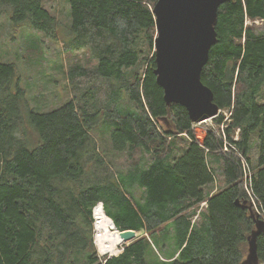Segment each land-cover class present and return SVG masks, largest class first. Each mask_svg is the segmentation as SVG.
Returning <instances> with one entry per match:
<instances>
[{"label":"trees","instance_id":"16d2710c","mask_svg":"<svg viewBox=\"0 0 264 264\" xmlns=\"http://www.w3.org/2000/svg\"><path fill=\"white\" fill-rule=\"evenodd\" d=\"M43 2L0 0V18L9 13L16 27L56 39L60 22ZM157 2L69 0L75 47L90 45L92 77L109 85L101 107L91 87L90 104L73 98L48 113L33 110L17 88L18 67L0 58V264L246 260L256 225L242 206L253 199V213L264 217V23L246 19L264 22V0H230L218 11V43L201 78L222 113L202 141L187 109L168 107L157 84ZM77 72L72 80L88 76ZM102 118L109 127L98 140ZM113 152L127 154L126 167L113 169ZM217 175L223 186L215 191ZM94 223L102 255L116 228L143 234L119 256L100 257ZM258 257L264 264V234Z\"/></svg>","mask_w":264,"mask_h":264},{"label":"rangeland","instance_id":"374dc122","mask_svg":"<svg viewBox=\"0 0 264 264\" xmlns=\"http://www.w3.org/2000/svg\"><path fill=\"white\" fill-rule=\"evenodd\" d=\"M43 5L60 22L61 28L57 30L56 39L49 38L44 33L35 31L27 26L16 27L11 22L9 13H4L0 18V58L5 64H15L18 67L20 80L17 88L25 93L29 107L39 112L48 113L58 109L73 98H77L74 99L76 102L78 100L82 103L88 101L90 104L91 87L100 90L97 97L101 100L97 102L100 107L103 106L101 104H105V95L108 92L109 85L99 78L94 79L92 77L97 59L93 57L90 45L84 48L75 47L77 36L70 28H67L69 27V17L71 16L69 0H44ZM263 23V21L256 20L250 26L262 27ZM77 70L82 73H88V76L83 78L76 76L77 78L72 80V73L76 75L78 73ZM145 70L146 64L140 67L139 72L144 73ZM133 72V69L129 70L130 74ZM125 95L124 92L122 97L125 98ZM261 101L264 102V94ZM104 122L105 119L102 118L93 131V136L98 140L105 137L101 133L109 127V123ZM213 126L216 128L215 124H211L208 121L207 124H201L196 127L197 138L202 141L205 137L204 130L206 127L213 128ZM99 144L102 150L100 141ZM110 157L112 162H114L113 169L115 171L126 167L127 154L125 152H113ZM135 158L140 159L141 154H135ZM146 158L150 160V156H146ZM252 158H255V163H258V151L256 148L252 151ZM89 172L90 174L96 173L94 165L91 164ZM222 186L223 180L221 176L217 175L215 191ZM204 206L206 204L201 205L200 210ZM94 234L96 235L95 226ZM101 234L102 232L99 236ZM107 238L104 239L105 244ZM121 246L122 244L117 247L118 251L122 249ZM97 252L99 253L98 248ZM116 252L117 250L114 253Z\"/></svg>","mask_w":264,"mask_h":264},{"label":"water","instance_id":"95a60500","mask_svg":"<svg viewBox=\"0 0 264 264\" xmlns=\"http://www.w3.org/2000/svg\"><path fill=\"white\" fill-rule=\"evenodd\" d=\"M229 1L158 0L153 10L157 26L154 49L157 84L163 89L167 106L176 104L186 108L194 124L214 120L220 114L214 93L204 85L201 75L212 48L218 43V11ZM242 207L250 211L256 225L249 237L248 256L242 264H260L258 238L264 234V220L253 213L252 204ZM94 226L97 231L96 223ZM116 233L122 242L121 247L140 237V233L134 230L120 232L116 228ZM94 244L97 247L96 235ZM119 252L113 256L99 254L100 257H117L123 249Z\"/></svg>","mask_w":264,"mask_h":264},{"label":"bare ground","instance_id":"6f19581e","mask_svg":"<svg viewBox=\"0 0 264 264\" xmlns=\"http://www.w3.org/2000/svg\"><path fill=\"white\" fill-rule=\"evenodd\" d=\"M100 233H101L100 229H97V231H96V238L97 239L99 238ZM101 236H102V234H101ZM105 242H106V245H107L108 249H110V252H111V253H109V255L113 256V255H117L119 253L117 247L119 245H121L122 242H121V240H120L118 235L117 236L113 235V237L107 238L105 240ZM116 250H117V252L114 253Z\"/></svg>","mask_w":264,"mask_h":264},{"label":"built area","instance_id":"2783aa9c","mask_svg":"<svg viewBox=\"0 0 264 264\" xmlns=\"http://www.w3.org/2000/svg\"><path fill=\"white\" fill-rule=\"evenodd\" d=\"M260 21H261V20H260ZM252 22H255V21H252V20H250V19H246V25H250V24H252ZM221 113H222V112L220 111L219 116L221 115ZM223 114L226 116V120H227V119L229 118V114H228L227 112H225V113H223ZM219 116H218V117H219ZM218 117H217V118H218ZM215 119H216V118H215ZM207 123H208V121L205 122V123H201V124H207ZM210 123H211V124H214V120H211ZM201 124H194V125H195V128L198 127V126L201 125ZM207 127H208V126H207ZM207 127H206V129L204 130V133H205V134L208 132V129H209V128H207ZM210 128H211V127H210ZM213 128H214V129H217V127L215 128L214 126H213ZM221 128L223 129V128H224V125H222ZM237 139H238V136H237L236 140H237ZM252 204L254 205V200H253V199H252ZM262 219H264V217H263Z\"/></svg>","mask_w":264,"mask_h":264},{"label":"crops","instance_id":"0c3cea01","mask_svg":"<svg viewBox=\"0 0 264 264\" xmlns=\"http://www.w3.org/2000/svg\"><path fill=\"white\" fill-rule=\"evenodd\" d=\"M140 233V232H139ZM141 234V233H140ZM143 234V233H142Z\"/></svg>","mask_w":264,"mask_h":264}]
</instances>
